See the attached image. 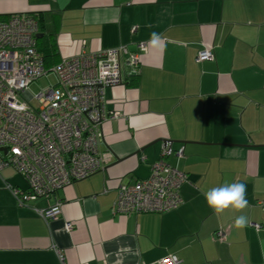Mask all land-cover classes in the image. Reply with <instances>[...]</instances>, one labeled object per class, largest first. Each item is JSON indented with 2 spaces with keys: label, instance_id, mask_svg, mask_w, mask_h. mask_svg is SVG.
I'll list each match as a JSON object with an SVG mask.
<instances>
[{
  "label": "crops",
  "instance_id": "crops-1",
  "mask_svg": "<svg viewBox=\"0 0 264 264\" xmlns=\"http://www.w3.org/2000/svg\"><path fill=\"white\" fill-rule=\"evenodd\" d=\"M12 14L36 17L48 62L146 48L136 74L121 56L122 83L105 89V109L117 116L101 126L100 150L110 154L102 171L18 206L6 184L26 182L12 167L0 170V264H62L58 252L65 264H159L168 255L178 264H264L256 205L264 201V0H0V18ZM153 32L159 45L149 44ZM206 48L213 59L197 61ZM167 141L166 161L187 177L181 204L115 213L117 187L148 177ZM225 181L246 184L242 213L217 216L207 206L203 192ZM57 199L61 213L45 221L37 211ZM241 214L260 230L235 228Z\"/></svg>",
  "mask_w": 264,
  "mask_h": 264
},
{
  "label": "built area",
  "instance_id": "built-area-1",
  "mask_svg": "<svg viewBox=\"0 0 264 264\" xmlns=\"http://www.w3.org/2000/svg\"><path fill=\"white\" fill-rule=\"evenodd\" d=\"M132 32L136 27H132ZM38 21L30 14L0 18V170L12 167L26 182V188L6 184L18 206L48 199L56 191L102 171L110 154L100 150L102 123L117 113L105 109V89L122 83L121 56L137 73L144 42L138 52L127 46L81 52L63 58L50 69L44 67L37 49ZM212 49H202L197 61L212 60ZM54 73L56 82L35 95L36 105L22 100L26 89L40 77ZM4 149L5 152L2 150ZM170 143L161 147L159 159L151 164L150 174L133 184L117 187L113 211L121 215L163 213L182 202L180 187L186 174L166 158L172 154ZM183 156V148L175 151ZM264 210V201H257ZM61 201L37 212L45 221L61 213ZM256 231L261 226L251 223ZM71 222L65 230L71 231ZM219 240L224 233L216 231ZM64 263L63 256L58 252ZM159 264H178L168 255Z\"/></svg>",
  "mask_w": 264,
  "mask_h": 264
},
{
  "label": "clouds",
  "instance_id": "clouds-1",
  "mask_svg": "<svg viewBox=\"0 0 264 264\" xmlns=\"http://www.w3.org/2000/svg\"><path fill=\"white\" fill-rule=\"evenodd\" d=\"M161 37L153 32L149 44L152 46L159 45ZM207 206L212 209L215 215L221 216L226 210H233L242 213L249 206L247 199V186L243 182L225 181L218 187H213L203 192ZM250 225V221L246 215H238L234 220V227L244 229ZM264 247V240L261 241Z\"/></svg>",
  "mask_w": 264,
  "mask_h": 264
},
{
  "label": "rangeland",
  "instance_id": "rangeland-1",
  "mask_svg": "<svg viewBox=\"0 0 264 264\" xmlns=\"http://www.w3.org/2000/svg\"><path fill=\"white\" fill-rule=\"evenodd\" d=\"M56 82V76L54 73L49 72L31 83L29 87L24 92L23 96L20 98L25 101H29L31 104L36 105L35 95L40 92V90L47 88L48 86H54Z\"/></svg>",
  "mask_w": 264,
  "mask_h": 264
},
{
  "label": "trees",
  "instance_id": "trees-1",
  "mask_svg": "<svg viewBox=\"0 0 264 264\" xmlns=\"http://www.w3.org/2000/svg\"><path fill=\"white\" fill-rule=\"evenodd\" d=\"M34 17H35V16H34ZM35 18H36V17H35ZM36 41H37V43H38L39 39L36 38ZM37 49H38V51H39L38 44H37ZM39 52H40V51H39ZM40 54H41V52H40ZM41 55H42V54H41ZM42 57H43V61H44V67H45L46 69H50V68L53 67L56 63L59 62V60L54 59V54L51 56V59H53V60H50L49 62H48V60L46 59V56H43V55H42ZM49 57H50V56H49ZM51 61H53V62L50 63Z\"/></svg>",
  "mask_w": 264,
  "mask_h": 264
},
{
  "label": "water",
  "instance_id": "water-1",
  "mask_svg": "<svg viewBox=\"0 0 264 264\" xmlns=\"http://www.w3.org/2000/svg\"><path fill=\"white\" fill-rule=\"evenodd\" d=\"M39 37V35L38 34H36V38H38ZM168 142V141H167ZM165 143V142H164ZM163 143V144H164ZM168 144H169V142H168ZM4 152H5V150L4 149H2Z\"/></svg>",
  "mask_w": 264,
  "mask_h": 264
}]
</instances>
